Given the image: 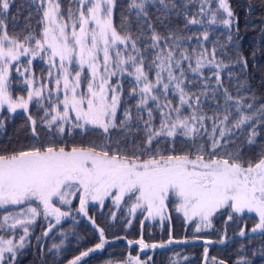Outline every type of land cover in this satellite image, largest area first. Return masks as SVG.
Here are the masks:
<instances>
[{"label":"snow or ice","instance_id":"1","mask_svg":"<svg viewBox=\"0 0 264 264\" xmlns=\"http://www.w3.org/2000/svg\"><path fill=\"white\" fill-rule=\"evenodd\" d=\"M12 3L0 0V113L21 110L36 142L0 151V209H19L3 215L0 228L22 230L18 243L15 237L0 236V264H15L37 218L54 219L42 233L47 236L73 211L89 220L99 238L94 247L68 261L81 264L108 243L104 228L89 216L90 204L103 209L106 200L117 208L127 203L129 216L140 210L144 219L161 222L170 220L172 203L187 222L197 221L196 232L211 229L218 214L225 217V225L255 214L250 232L264 236V139L258 140L264 104L252 110L253 103L245 104L243 97L234 98L223 88L220 70L228 65L217 60V47L204 46L209 40L207 28L189 53L182 42L191 37L165 24L177 9L174 14L183 15L185 29L205 23L231 27L235 15L229 0H218L215 9L212 0H201L194 16H189L187 3L179 5L176 0H130L129 12L136 10V34L123 11L118 30L114 22L117 0H31L39 16L38 27L30 14L19 32L12 18L10 33L6 21ZM150 4L159 5L156 20L167 29L163 35L149 17ZM37 59L48 66L45 76L37 77L32 68ZM234 62L247 66L242 53ZM205 68L212 69L215 88L209 89ZM14 73L22 77L19 82L26 85V95H13ZM194 84L199 85L197 91H191ZM220 89L224 103L209 116L201 101L209 99V91L215 100ZM171 97L177 98L175 105ZM133 99L135 103L129 105L127 101ZM33 101L44 109L40 119L46 133L43 141L29 110ZM43 101L48 102L46 108ZM10 118L0 116V129L4 119ZM245 129L247 136L237 144L235 131L243 134ZM90 132L97 138L86 137ZM74 134L86 139L77 143ZM178 140L184 150L177 151ZM73 200L78 203L75 209ZM110 219L116 220L115 213ZM238 235L244 237L245 228ZM173 242L170 236L167 243ZM135 243L142 249L165 247L145 244L142 238ZM127 264L141 261L129 257ZM212 264L225 261L213 257ZM237 264L248 261L241 258Z\"/></svg>","mask_w":264,"mask_h":264},{"label":"trees","instance_id":"2","mask_svg":"<svg viewBox=\"0 0 264 264\" xmlns=\"http://www.w3.org/2000/svg\"><path fill=\"white\" fill-rule=\"evenodd\" d=\"M67 0H64L66 3ZM201 0H176V3L183 5L187 3V12L189 16L197 15ZM130 0H117V8L115 10L114 22L119 30L120 13L123 11L129 16L132 24V32H137V22L135 9L131 12L128 10ZM218 0H212V7H217ZM229 4L235 15V22L231 27H226L223 24L215 25H191L189 28H184L183 15L176 16L174 13L177 9H173V15L169 20H165L168 28L178 31L191 39L183 41V46L186 47L189 53L194 48H197L196 37L200 35L205 28L209 31V40L204 43V46L211 49L217 47L216 58L223 60L228 65L221 71V80L223 88L234 98H244V103H253V109L264 104V0H229ZM149 17L152 20L154 27L160 34H165L167 29L164 28L157 20L156 16L159 13L156 11L159 5H148ZM32 15V23L36 25L39 16L35 13V5L31 4V0H13L9 10L8 23L9 32L13 31L12 18H15V31L19 32L23 29L29 15ZM217 19H220L218 14ZM145 27H147L145 25ZM231 36V41L228 37ZM243 55L247 60V66L237 64L238 54ZM255 53V56H253ZM187 62H185L186 66ZM194 65V61H193ZM47 64L43 60L33 61L32 68L37 77L45 76ZM212 69H203L204 76L210 77L208 80L209 89L215 88V77L211 76ZM231 73V77L229 76ZM190 79L192 74H189ZM22 79L18 74L14 73L12 81V92L14 96L20 94L26 95V85L20 83ZM130 79V78H129ZM199 79V77H196ZM125 91L129 87L128 81L125 80ZM199 85L194 84L191 91H197ZM213 93L209 91V99H202L204 111L211 116L213 109H219L224 103L223 90L220 89L215 93V100L211 99ZM255 96V101L252 97ZM175 105L177 98L171 97ZM125 99L127 97L125 96ZM129 105L135 103V99L127 101ZM45 108L48 106L47 101H43ZM231 103V102H230ZM30 112L37 120V131L40 133L39 139H45V131L40 126V119L43 116L44 109L38 108L35 101L30 106ZM252 110H245L249 114ZM135 111V109H133ZM119 115V114H118ZM3 117L11 116L10 119H4V128L0 129V151L13 150L20 147H29L35 143L30 127L26 120V115L23 112H17L13 115L4 112ZM230 117V120L233 119ZM158 123V117H157ZM209 131L211 123L207 122ZM235 131V130H234ZM248 131L245 129L243 134L235 131L236 143L239 144L245 139ZM88 138H97L95 133H87ZM86 137H81L74 134L77 143L85 140ZM69 142L72 137H69ZM181 140L183 138H180ZM264 139V126H262L261 136L258 140ZM232 147V145H229ZM177 151L184 150L185 145L180 142L176 143ZM247 152L248 149L245 148ZM255 151V148L252 149ZM74 206V205H73ZM168 212L170 220H164V224L160 227L152 224L144 219V215L140 210H137L134 216L128 214V204H121L118 208L113 205L111 200H106L101 209L98 205H89V216L96 220V224L105 230V238L108 243L104 249L91 253L85 257L81 264H127L129 257H139L140 260L146 261L145 264H212V258L225 261V264H237L244 258L248 264H264V236L260 233H251L250 229L254 226L256 218L245 215L243 218L228 222L225 225V217L217 215L213 218V227L211 229H203L200 232H193L190 225L186 226V220L181 213L176 212L175 206L169 203ZM112 213H115L116 220L110 219ZM49 221L43 216L37 218L34 225L30 227V235L27 238L31 248L29 264H68V261L79 255L80 252L86 251L88 248L94 247L99 242L98 233L91 225L89 220L79 213L73 212L71 216L61 220L59 225L47 235L42 233L47 230ZM128 221H131L130 226ZM141 224L143 226L141 227ZM245 228L246 235L241 237L238 235L240 228ZM226 234V237H225ZM171 236L172 240H183L188 244L184 246L174 245L171 249L165 247L150 248L146 256L140 254V245L135 243L141 238L145 244H166ZM39 238V240L37 239ZM224 242L221 243V239ZM213 241L214 247L210 249V244L206 241ZM129 241L133 243L129 244ZM53 244L61 245L59 249L52 248ZM205 248H207V258H205Z\"/></svg>","mask_w":264,"mask_h":264},{"label":"rangeland","instance_id":"3","mask_svg":"<svg viewBox=\"0 0 264 264\" xmlns=\"http://www.w3.org/2000/svg\"><path fill=\"white\" fill-rule=\"evenodd\" d=\"M20 95H23V94H20ZM17 112H22V111L18 110ZM2 115H3V113H0V116H2ZM10 115H13V114H10ZM93 205H96V204H93ZM58 206L62 207V210H68L67 206H61V205H58ZM76 207H78V203H77V201L73 200L72 208L75 209ZM18 210H19L18 208L11 207V206L7 210L0 209V223H2L3 215L7 214V212L11 211L12 213H15ZM73 212H75V211H73ZM248 215L249 216H253L255 218V214H248ZM49 220L54 221V219L52 217H49ZM145 220L149 221L152 224H156L157 226H160V227L164 224V221L161 222L159 220V218H157L155 220H152V219H145ZM164 220L168 221L169 219L165 218ZM53 223H55V221ZM189 225H190V228H191L190 230L196 233L195 228L197 226V221H192L191 223L186 221V226L188 227ZM202 230H203V228H202ZM29 232H30V228H29ZM20 235H22V230L20 228H17L15 230L8 229L7 227L0 228V236H3L5 239H10V238L15 237V242L16 243L19 242V236ZM30 253H31L30 245L28 244V242H26V247L21 249L18 252V254L16 256V259H15V264H29ZM140 261H141V264H145L146 263V261H143V260H140Z\"/></svg>","mask_w":264,"mask_h":264},{"label":"water","instance_id":"4","mask_svg":"<svg viewBox=\"0 0 264 264\" xmlns=\"http://www.w3.org/2000/svg\"><path fill=\"white\" fill-rule=\"evenodd\" d=\"M173 241H174V242L171 243V244L166 243V244H165V248H166V249H171V248H173L174 245H177V246H184V245H187V244H188L187 242H184L183 240H180V239L173 240ZM176 241H180V242L177 243ZM209 241H211V240H209ZM208 244H210V249L213 248L214 245H215V243H214L213 241H211V243H208ZM149 251H151L149 248H143V249H142V248L140 247V249H139L140 254L143 255V256H146V255L148 254Z\"/></svg>","mask_w":264,"mask_h":264}]
</instances>
